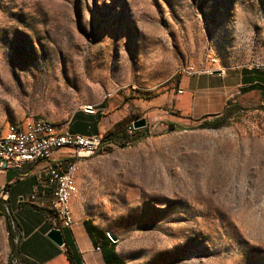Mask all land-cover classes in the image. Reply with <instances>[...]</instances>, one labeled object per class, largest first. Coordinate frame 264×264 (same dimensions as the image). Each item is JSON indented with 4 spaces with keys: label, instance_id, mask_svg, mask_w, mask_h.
Returning a JSON list of instances; mask_svg holds the SVG:
<instances>
[{
    "label": "rangeland",
    "instance_id": "1",
    "mask_svg": "<svg viewBox=\"0 0 264 264\" xmlns=\"http://www.w3.org/2000/svg\"><path fill=\"white\" fill-rule=\"evenodd\" d=\"M263 40L264 0H0V121L152 98ZM207 123L86 158L84 214L127 264H264V107ZM0 264H22L3 217Z\"/></svg>",
    "mask_w": 264,
    "mask_h": 264
},
{
    "label": "crops",
    "instance_id": "2",
    "mask_svg": "<svg viewBox=\"0 0 264 264\" xmlns=\"http://www.w3.org/2000/svg\"><path fill=\"white\" fill-rule=\"evenodd\" d=\"M262 107L264 40L256 65L183 75L176 83V88L152 98L134 99L121 107H114L103 97L94 109L86 106L56 121L52 120L51 109L48 114L33 113L25 123L11 124L23 127L32 119L45 118L51 124H60L61 132L107 138L117 128L125 129L138 119L145 120V130L149 133L157 130L161 134L169 126H199L204 121L220 117L228 108L254 110ZM9 124L0 121V136L6 133ZM105 147L111 150L117 148L104 141ZM64 153L65 150L59 151L55 158H62ZM86 161L80 160L76 164V193L69 204L72 225L70 228L59 229L63 240L61 247L47 238L48 232L54 229L49 209L52 193L39 188L41 164L27 165L22 171L0 172V200L8 207L11 217L19 216L21 226L15 223L18 237L16 250L19 258L28 264H127L119 256L116 245L109 240V233L95 219L84 214L87 203L83 185L85 176L91 172ZM34 192H37L36 200L27 203L26 199Z\"/></svg>",
    "mask_w": 264,
    "mask_h": 264
},
{
    "label": "built area",
    "instance_id": "3",
    "mask_svg": "<svg viewBox=\"0 0 264 264\" xmlns=\"http://www.w3.org/2000/svg\"><path fill=\"white\" fill-rule=\"evenodd\" d=\"M192 73L186 72L185 75ZM41 122H49L42 118L32 119L23 127L10 128L8 139L0 144V172L22 171L25 166L40 163L38 184L41 191H51L52 199L49 209L52 212L54 229L70 228L72 214L69 208L74 192H66L68 181H73L71 163L81 157L98 154L103 148L102 136H82L68 132H43ZM50 123V122H49ZM146 126V125H145ZM143 129L140 130H145ZM133 126H127L125 133L131 135ZM65 150L64 156L56 159V154ZM34 192L26 199L27 203L37 198ZM5 194V192H3Z\"/></svg>",
    "mask_w": 264,
    "mask_h": 264
},
{
    "label": "trees",
    "instance_id": "4",
    "mask_svg": "<svg viewBox=\"0 0 264 264\" xmlns=\"http://www.w3.org/2000/svg\"><path fill=\"white\" fill-rule=\"evenodd\" d=\"M232 111H233V108L225 109L222 115L220 117L215 118V120H221V119L227 118L229 115H231ZM199 127L200 128H211V127H217V126L211 123L208 124L207 121H204L200 124ZM173 128L174 127L169 126V130H173ZM175 128H182V127H175ZM151 136L152 134L149 133L147 130H135L132 132L131 135H127L125 133L124 128L123 129L117 128L113 132L109 133L106 136L107 138H104V141L108 144L112 143L119 148H124L126 146H133L139 143L140 141H142L143 139L151 137ZM103 151H112V150L110 147H105V148H102L98 154H101ZM8 212H9L8 207L5 205L3 201L0 200V217L4 218L5 231L7 233V240L10 246L11 253L15 257H17L22 262V264H28L25 260L19 258V256L17 255L16 246L15 247L13 246L14 232L12 230V224H15V222Z\"/></svg>",
    "mask_w": 264,
    "mask_h": 264
},
{
    "label": "bare ground",
    "instance_id": "5",
    "mask_svg": "<svg viewBox=\"0 0 264 264\" xmlns=\"http://www.w3.org/2000/svg\"><path fill=\"white\" fill-rule=\"evenodd\" d=\"M19 127L20 126H18L16 124H13V123L11 124L10 123L7 126L6 133L3 136H0V144L8 139V132L10 131V128H19ZM41 129H43V132H50V133L61 132L60 131V126L51 124L49 122H41ZM92 155H94V154H92ZM88 157L89 156L81 157L78 161H80L82 159H86ZM77 162L71 163V172H76V164H77ZM74 186H75V173L73 174V181H68V184L66 185V192H71V190L74 188Z\"/></svg>",
    "mask_w": 264,
    "mask_h": 264
},
{
    "label": "water",
    "instance_id": "6",
    "mask_svg": "<svg viewBox=\"0 0 264 264\" xmlns=\"http://www.w3.org/2000/svg\"><path fill=\"white\" fill-rule=\"evenodd\" d=\"M145 125L146 122L143 119H138L132 123L134 130L143 129ZM47 238L57 247H61L63 245V240L60 230L52 229L51 231L48 232ZM108 238L112 243L114 244L116 243V238L113 237L111 234L108 235Z\"/></svg>",
    "mask_w": 264,
    "mask_h": 264
}]
</instances>
